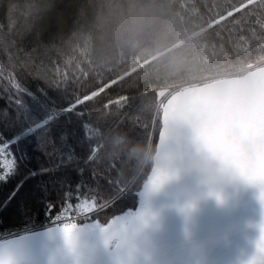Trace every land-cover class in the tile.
<instances>
[{
  "label": "trees",
  "instance_id": "trees-1",
  "mask_svg": "<svg viewBox=\"0 0 264 264\" xmlns=\"http://www.w3.org/2000/svg\"><path fill=\"white\" fill-rule=\"evenodd\" d=\"M263 60L264 0H0V144L19 143L0 238L53 220L77 185L104 200L99 219L132 208L152 166L117 158L113 141L157 144V90Z\"/></svg>",
  "mask_w": 264,
  "mask_h": 264
},
{
  "label": "water",
  "instance_id": "water-1",
  "mask_svg": "<svg viewBox=\"0 0 264 264\" xmlns=\"http://www.w3.org/2000/svg\"><path fill=\"white\" fill-rule=\"evenodd\" d=\"M157 94L162 100L169 90L159 89ZM177 125L180 140H173ZM257 139L261 142L250 154L249 144ZM168 140H173V147L179 151L215 160L227 172H205L195 159L175 169L157 186L148 210L134 217L144 226L151 225L156 238L169 236L165 231L182 230V219L189 207L201 198H212L225 182V175L242 179L240 174L259 173L264 178V67L213 81L200 89L189 104L164 108L157 144ZM14 240L50 242L38 232L6 239L0 247Z\"/></svg>",
  "mask_w": 264,
  "mask_h": 264
},
{
  "label": "flooded vegetation",
  "instance_id": "flooded-vegetation-1",
  "mask_svg": "<svg viewBox=\"0 0 264 264\" xmlns=\"http://www.w3.org/2000/svg\"><path fill=\"white\" fill-rule=\"evenodd\" d=\"M224 178L225 182L217 187L212 198H201L189 207L182 219V230L165 231L164 234L169 235L166 238H156L151 225L144 226L142 220L134 218L139 210H148L147 204L157 190L153 180L145 184L144 203L133 213L106 220L93 216L78 220L80 264H115L99 231L100 226L111 224L113 220H119L124 231L131 228L125 220L136 223L138 264H260L264 257L261 192L236 175ZM42 231L50 242L14 240L0 250L10 248L20 264H71L62 235L57 230Z\"/></svg>",
  "mask_w": 264,
  "mask_h": 264
},
{
  "label": "snow or ice",
  "instance_id": "snow-or-ice-1",
  "mask_svg": "<svg viewBox=\"0 0 264 264\" xmlns=\"http://www.w3.org/2000/svg\"><path fill=\"white\" fill-rule=\"evenodd\" d=\"M14 78H16L15 72L12 73L10 79ZM11 87L18 91L20 88L19 82L17 81L12 84ZM53 87H57V89H59L56 85ZM78 100L83 101V98L73 99L71 110L81 109L82 104L81 102H78ZM83 102L86 103V101ZM260 142L261 141L257 139L255 143L249 144L248 150L250 154L255 153L256 147ZM2 151L3 149L0 148V152ZM13 167L14 161H9L7 156L0 159V168L4 169V172L0 173V179H6V175L11 173ZM240 175L246 183L259 188L261 192V202L264 203V178H261L259 173ZM167 179L168 177L158 176L153 181V184L154 186H159ZM80 189L81 186L77 185L75 188V203L67 199L66 203L61 207L60 212L57 213L58 216L63 214L66 217H70L76 213L91 216L93 213L104 209V200H97L96 198H82L80 195ZM53 210L54 208L50 209L49 213L51 214ZM124 222L131 226L129 231L122 230L119 220H113L111 224L100 226L99 231L102 233L104 246L112 256L115 264H138V229L134 221L125 220ZM113 225H115V227H113ZM57 230L62 235L71 264H80V229L78 225L76 223H62ZM261 232L264 234V224L261 225ZM262 252H264V249H262ZM0 264H20V260L9 248L7 251L0 250ZM260 264H264V257H262Z\"/></svg>",
  "mask_w": 264,
  "mask_h": 264
},
{
  "label": "clouds",
  "instance_id": "clouds-1",
  "mask_svg": "<svg viewBox=\"0 0 264 264\" xmlns=\"http://www.w3.org/2000/svg\"><path fill=\"white\" fill-rule=\"evenodd\" d=\"M180 135L181 129L177 125L173 140H180ZM173 140L152 145L133 142L126 136H118L113 141V149L117 158L125 159L137 168L151 165L154 170L153 181L158 176L169 178L175 169L192 159H195L205 172H227L211 158L177 150L173 147Z\"/></svg>",
  "mask_w": 264,
  "mask_h": 264
},
{
  "label": "rangeland",
  "instance_id": "rangeland-1",
  "mask_svg": "<svg viewBox=\"0 0 264 264\" xmlns=\"http://www.w3.org/2000/svg\"><path fill=\"white\" fill-rule=\"evenodd\" d=\"M264 67V60L262 61V63L260 64H254V65H250L248 66L245 70H243L242 72H247V71H250V70H254V69H259V68H262ZM241 72V73H242ZM241 75V74H240ZM236 76V75H234ZM224 78H230V77H219L218 79L216 80H219V79H224ZM211 80H203V81H198V82H194V83H191V84H188V85H184L180 88V90H172L171 93L168 95V100H165L163 101L162 103H160L159 107L161 109V112H162V109L163 108H167L169 107L170 105H173V106H183L187 103H189V101L191 100V95H189L190 93H195L197 92V90H199L200 88H202V86L204 85H207ZM14 141H16V145L12 146L11 147V151L13 152V154H15L14 152V149H17L19 148V143H18V139H13ZM19 151V150H18ZM94 156V155H93ZM14 160V159H13ZM14 163H15V160H14ZM153 169V168H152ZM153 171V170H152ZM151 173L147 176V179L145 181V183L143 184V188L140 190L139 192V198L136 202V204L128 209L126 212L124 213H128V212H132L133 210H138L140 208V205L142 203H144V197H143V193H146L147 192V188H144L145 184L146 183H151L152 180H153V173ZM146 187V186H145ZM125 190L122 192L124 193ZM140 211V210H139ZM97 213V212H95ZM133 213V212H132ZM122 214V213H121ZM119 215V214H118ZM91 216H93V218H97L96 215L93 213ZM117 216V215H115ZM74 217L78 218V220L80 219H84L86 217H89L87 215H83V214H74ZM114 217V216H113ZM76 221V222H77Z\"/></svg>",
  "mask_w": 264,
  "mask_h": 264
},
{
  "label": "built area",
  "instance_id": "built-area-1",
  "mask_svg": "<svg viewBox=\"0 0 264 264\" xmlns=\"http://www.w3.org/2000/svg\"><path fill=\"white\" fill-rule=\"evenodd\" d=\"M16 145V141L13 142H6L4 144H0V148L3 149L2 152H0V159H3L4 156H7L9 161H13V157H12V151H11V147ZM4 169L0 168V173H3Z\"/></svg>",
  "mask_w": 264,
  "mask_h": 264
}]
</instances>
